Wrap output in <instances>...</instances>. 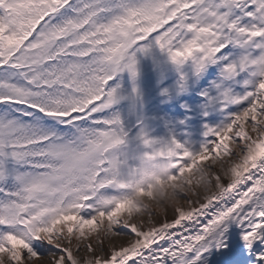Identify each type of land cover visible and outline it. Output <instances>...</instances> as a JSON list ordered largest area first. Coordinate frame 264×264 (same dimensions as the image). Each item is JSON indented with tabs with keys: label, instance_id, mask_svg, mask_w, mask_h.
<instances>
[{
	"label": "snow or ice",
	"instance_id": "6c2138e0",
	"mask_svg": "<svg viewBox=\"0 0 264 264\" xmlns=\"http://www.w3.org/2000/svg\"><path fill=\"white\" fill-rule=\"evenodd\" d=\"M153 46L244 91L131 166L116 81ZM0 264H264V0H0Z\"/></svg>",
	"mask_w": 264,
	"mask_h": 264
},
{
	"label": "rangeland",
	"instance_id": "374dc122",
	"mask_svg": "<svg viewBox=\"0 0 264 264\" xmlns=\"http://www.w3.org/2000/svg\"><path fill=\"white\" fill-rule=\"evenodd\" d=\"M136 60L138 75L135 81L128 72L124 73L126 74L123 90L125 99L119 109L124 130L126 132L136 130L137 133H130L131 149L127 152L130 157L148 151L138 139L141 130L149 138L161 142H170L175 138L189 151L198 153L211 139L204 135L207 130L205 125L213 128L221 127L228 123L230 115L237 111L235 106L222 110L224 106L220 103L219 97L225 88H231L234 93L242 94L244 89L240 86V82L243 77H238L235 81H224L220 75L223 66L221 63H218V66L208 65L200 74L207 70L210 72L202 78L203 76L195 73L192 61L177 67L170 62L166 52L156 46L151 47L146 53H136ZM217 85L220 87L218 88ZM147 87L156 89V104L147 114H140L136 109V103ZM184 105L186 108H182ZM162 117H166V122L161 120ZM160 122H164L165 127L160 126ZM158 132L159 136H154ZM135 162L138 164V160Z\"/></svg>",
	"mask_w": 264,
	"mask_h": 264
},
{
	"label": "water",
	"instance_id": "95a60500",
	"mask_svg": "<svg viewBox=\"0 0 264 264\" xmlns=\"http://www.w3.org/2000/svg\"><path fill=\"white\" fill-rule=\"evenodd\" d=\"M141 109H145L147 105L150 104L151 100L149 98V93H146V95L143 96V98L140 100Z\"/></svg>",
	"mask_w": 264,
	"mask_h": 264
}]
</instances>
